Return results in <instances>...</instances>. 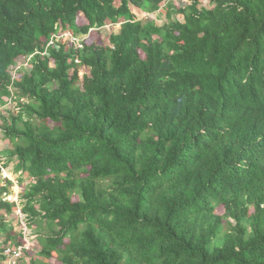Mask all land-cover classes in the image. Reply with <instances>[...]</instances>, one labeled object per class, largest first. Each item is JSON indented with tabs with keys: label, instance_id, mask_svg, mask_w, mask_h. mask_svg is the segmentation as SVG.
<instances>
[{
	"label": "trees",
	"instance_id": "1",
	"mask_svg": "<svg viewBox=\"0 0 264 264\" xmlns=\"http://www.w3.org/2000/svg\"><path fill=\"white\" fill-rule=\"evenodd\" d=\"M2 139L43 261L264 264V0H0Z\"/></svg>",
	"mask_w": 264,
	"mask_h": 264
},
{
	"label": "rangeland",
	"instance_id": "2",
	"mask_svg": "<svg viewBox=\"0 0 264 264\" xmlns=\"http://www.w3.org/2000/svg\"><path fill=\"white\" fill-rule=\"evenodd\" d=\"M183 1V2H182ZM177 3L180 4H185V0H177ZM138 20H142V21H146V20H154L158 25H161L164 23V21L166 20V16L165 13H163L160 9L159 10H154L151 12H146V11H138V14L136 15ZM173 18H179L182 19L180 17V15L177 14H173L172 15ZM77 24L78 25H82V24H86L87 20L84 18V16L80 13L77 16ZM120 28V24H113V25H109V26H105V27H100V28H91L89 29L88 33L84 36L86 38V41L88 43L91 42H95L96 44H100V45H104L108 42V38H109V34L111 32L117 31ZM78 70V73L81 74L85 69L84 66H77L76 67ZM8 143V140L6 139H2L0 141V150L3 149V146L5 147ZM1 156H3V154H1ZM5 160V165L8 166V169L11 173H9V175L12 178L11 181V186L9 184V181H6L5 184L9 187L10 189V193L12 195H17L20 194L23 191L24 188V184L26 180H23V176H19V172L17 171V166L15 165V160L12 159V161L10 162V160L8 158H4ZM3 182L2 177H0V183ZM16 185H15V184ZM253 209L250 208V212ZM224 209L221 205L216 207V212L221 214L223 213ZM3 215L6 219H9L11 222L13 221V227L15 226V219L13 218V213H6L3 212ZM34 227V226H33ZM36 228V225L35 227ZM15 229V228H14ZM16 231H18V229L16 228ZM43 235L45 234V231L42 233ZM39 238L40 235L38 237H36V241L34 240L33 242V251L29 252V254L24 255L25 257H23V260L25 262H23L24 264H26L30 258H32L34 261H36V263H43V264H60L58 258L56 257V254L54 253L53 256L51 258H47L44 261L42 260V257L40 256V254H38V248L39 246ZM3 241V238H0V242ZM14 241V239L12 240ZM3 244V242L0 243V245ZM18 262V261H17ZM0 264H6V260H3L2 258L0 259ZM17 264V263H16Z\"/></svg>",
	"mask_w": 264,
	"mask_h": 264
},
{
	"label": "built area",
	"instance_id": "3",
	"mask_svg": "<svg viewBox=\"0 0 264 264\" xmlns=\"http://www.w3.org/2000/svg\"><path fill=\"white\" fill-rule=\"evenodd\" d=\"M67 36L70 37V41H74L77 43L79 42V40L72 37L69 32H65L58 33L55 36H52L47 45H53L55 43L54 37L58 40ZM78 45L81 46L80 43H78ZM75 62L78 63L79 61L75 60ZM0 175L2 177H7L10 182L12 181V178L7 175L6 168L4 167V163L2 161H0ZM3 185L4 184H0V186ZM2 200L5 202L16 203V206L14 208L15 225L19 233L21 234V239L19 240L20 242L14 240L2 245V255L6 260V264H16L17 261L25 255V253L33 251V242L34 240L36 241V235L34 233H31V231H29L30 228L27 227L22 209L18 205V196L12 195L10 191H6L2 193Z\"/></svg>",
	"mask_w": 264,
	"mask_h": 264
},
{
	"label": "clouds",
	"instance_id": "4",
	"mask_svg": "<svg viewBox=\"0 0 264 264\" xmlns=\"http://www.w3.org/2000/svg\"><path fill=\"white\" fill-rule=\"evenodd\" d=\"M171 1H175L176 3H177V0H171ZM183 2V1H182ZM121 4V1H117L116 2V5L117 6H119ZM180 5H182V4H180ZM166 5H165V3H160L159 4V9L162 11V8H164ZM128 7H129V9H130V11L134 14V16H135V18L137 19V17H136V15L138 14V11H140L141 12V10L142 11H144L142 8H140L139 6H136V5H134V4H129L128 5ZM158 9V10H159ZM147 12V11H146ZM138 20V19H137ZM113 24H121V22L119 21V22H116V23H112V22H110V21H106V23L103 25V26H101V27H105V26H109V25H113ZM100 28V27H99ZM91 29V28H90ZM65 32H69L70 34H71V36L72 37H74V38H77L78 40H79V42L78 43H80V45L81 46H79L78 45V43L77 42H74V41H70V37L69 36H67V37H65L64 39L66 40V42H68V44H75V46L77 47V48H82L83 47V45L85 44V43H87V41H86V38L82 35V34H74L73 33V31L72 30H63V31H59L58 33H65ZM114 32H116V31H114ZM57 33V34H58ZM88 33V32H87ZM112 33V32H111ZM110 33V34H111ZM109 34V35H110ZM59 40V39H58ZM108 40H109V38H108ZM108 43V42H107ZM75 60H78L79 62L78 63H76L75 62ZM74 62H75V64H77V66H84V68L83 69H86V67H85V65H83L81 62H80V60L78 59V58H75L74 59ZM76 66V67H77ZM4 167H5V165H4ZM6 168V167H5ZM8 168H6V172H7V175L11 178V176L9 175V173H11L9 170H7ZM0 177H2L1 175H0ZM2 179H3V182L2 183H0V184H4L3 186H6V187H8L7 185H5V182L6 181H9V184H10V186H11V182H10V180L7 178V177H2ZM0 187H2V186H0ZM9 188V187H8ZM8 191H10V189H8ZM3 193V192H2ZM1 196H2V194H1ZM17 196H18V192H17ZM3 201V200H2ZM11 203H13V205H14V207H13V215H14V208H15V206H16V203L15 202H11ZM18 205L21 207V205H20V201L18 200ZM22 209V208H21ZM13 218L15 219V217L13 216ZM36 237H37V234H36ZM14 240H16V239H14ZM3 245V244H2ZM26 254V253H25ZM27 255V254H26ZM23 257H25V256H23Z\"/></svg>",
	"mask_w": 264,
	"mask_h": 264
}]
</instances>
